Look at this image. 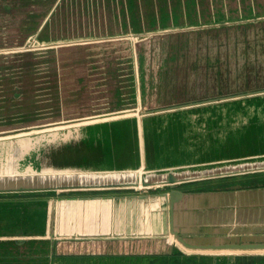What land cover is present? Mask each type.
Listing matches in <instances>:
<instances>
[{
  "label": "water",
  "instance_id": "1",
  "mask_svg": "<svg viewBox=\"0 0 264 264\" xmlns=\"http://www.w3.org/2000/svg\"><path fill=\"white\" fill-rule=\"evenodd\" d=\"M36 1L40 2L0 0V78L7 75L0 79V133L4 134L0 145L24 140L19 148L5 147V161L8 156L16 158L21 146H32L26 139L36 141L17 161L20 173H0V196L46 197L23 201L24 221L6 214L0 217V256H48L52 264H139L136 258L144 260L174 248L185 254L211 250V255H264V181L254 185L234 182L199 191L180 188L202 180L264 174V149L236 156L228 153L232 135L256 127L264 130V8L261 12L249 6L246 16L236 17L225 11V0H116L117 10L127 15L124 17L130 19L126 21L136 34L131 35V56L125 70L131 81L118 79L115 87L123 94L127 86L131 97L128 102L117 97L112 111H131L142 107L143 101L157 107L69 129L55 128L65 123L61 120L66 118L67 106L60 89L52 92L51 81L43 76L51 75L59 64L56 57L64 45H70L69 34L52 24L62 0L43 1V7H37ZM43 9L45 18L41 20L39 14L43 17L44 12L38 11ZM143 18H149V24L141 26ZM31 37L46 46L23 49V42ZM19 44L23 46L20 50L3 51ZM166 52L171 60L158 72ZM38 82L43 88L37 92ZM30 83H34V92L29 90ZM48 94L58 98L51 100L49 112L41 111L45 100L40 97ZM203 107L211 110H197ZM171 115L176 117L167 124H172L168 144L181 146L185 154L165 158L164 167L149 166L146 142L153 129L146 130V126L150 118ZM128 119L136 124L139 166L101 167L109 161L105 163L99 150L92 149L104 140L99 126ZM214 119L235 120L221 124L211 122ZM50 127L55 128L53 134L74 132L56 142L45 139L50 132L45 128ZM90 140L95 147L89 145ZM216 145L220 148L211 151ZM126 160L115 157L112 163ZM27 168L34 173H23ZM43 170L60 174L44 176ZM62 174L68 177H60ZM104 174L112 176L100 179ZM114 190L127 193L100 195ZM92 201L111 210L104 217L86 218L83 205ZM11 202L19 207L18 201ZM52 203L62 205V213ZM88 219L96 228L86 233ZM129 219L134 224L132 232L118 229V224ZM206 219L211 220V232L218 235L211 237L215 239L211 244H198L187 228L196 222L207 223ZM101 223L102 231L96 233ZM224 225H230L231 231ZM128 239L135 247L132 250L101 249L104 243ZM160 241L169 242L172 248H157Z\"/></svg>",
  "mask_w": 264,
  "mask_h": 264
},
{
  "label": "rangeland",
  "instance_id": "2",
  "mask_svg": "<svg viewBox=\"0 0 264 264\" xmlns=\"http://www.w3.org/2000/svg\"><path fill=\"white\" fill-rule=\"evenodd\" d=\"M43 1L47 0H40V2L36 1V6L43 7L46 4ZM225 1V11L226 9L231 11L236 17L246 16L245 9L249 6H256L261 12L264 8V0ZM116 4H118L116 0H62L56 8L55 14L58 16L52 24H57L61 31H65L69 34L70 45H64L61 55L56 57V62L59 60V64L52 68L51 75H43L46 77L44 79H47L48 76L47 81H51V85L54 87L52 92L60 89L64 95L62 100L67 106V109L63 114L66 115V118L61 120L65 123L55 128L67 127L70 129L72 126H78L77 124L109 117L112 118L115 117V115L139 114L138 112L149 111L150 109L157 107L151 106L152 103L149 105L147 103L148 101H143L142 107L140 105L139 108H135L131 111L129 110L118 114L115 113L122 111H112L117 105V97H122V99H125L127 102L129 97H131L129 96L130 92L127 86L123 87L125 90L123 94L118 92L115 87L118 83V79H120L121 82L131 81V78L129 79V77L125 76V70L129 67V57L131 56V35L136 34L131 30L133 29V26L130 22L126 21L130 19H126L124 16L127 15H123V13L117 10ZM240 10L241 12L237 13V11ZM45 11V9H43V11H38L39 13L44 12L43 17L39 14L41 20L45 18ZM34 15L37 16V14ZM35 16H33V19ZM149 20V18H143L140 25L149 24ZM51 29H54V26H52ZM145 29L150 30V28ZM151 34L152 33H148L147 36H151ZM133 39L135 38L133 37ZM60 43H62V41ZM23 46V49L38 50L46 45L41 44L31 37L23 42ZM23 46L20 45L18 47L6 48L3 51L15 52L22 49ZM164 59L165 63L158 65V72L161 69L166 68L169 64L171 60L170 52L165 53ZM35 71H38L37 67L35 68ZM43 72L48 74V71ZM158 72H156L155 75H157ZM6 77L7 75L2 78L4 79ZM41 88H43V84L38 82L37 92ZM29 90L34 92V83H30ZM52 96L53 95L48 94L40 97V100H45V106L41 111L47 110V112H49V108L53 106L51 100H56L58 98ZM48 117L50 118V116ZM234 120L235 119H214L211 120V122L225 124L228 121ZM55 128H45L50 131L45 139L58 142L60 138L69 137L71 132H74L71 130H60V132L53 134L51 131ZM3 136L4 134L0 133V138ZM10 136L13 135L11 134ZM21 141L24 140H17L16 143L10 142L5 145H0V160H2V165L0 163V173H20L17 161L19 158L24 157L26 151L32 146H35L36 141L26 139V143L32 146L28 148L26 146H21V149L17 150L15 153L17 157L14 158L8 156V162L5 161L3 154L7 151L5 147L14 145L12 147L19 148V145L22 143ZM43 142L45 141L40 143ZM228 143H232V148L228 147V153H231L232 156L241 155L250 150H253V152H259L264 149V130L261 127H256L247 132L239 131L235 135H232V140L231 138L228 139ZM219 148L218 145L213 146L211 151H216ZM217 155L218 153H215V156ZM23 173L34 172L27 168ZM42 173L44 176L60 174L48 172L47 170H43ZM59 176L68 177L63 174ZM92 176L93 175H91V177ZM100 176L107 177L112 175H99V178L103 179ZM219 182L221 181L218 180L214 183ZM227 182L229 181H225L224 183ZM125 192H120V190H114V192L104 191L100 195H117ZM135 192L140 193L138 191ZM67 194L69 195V193ZM82 195L89 194H81V196ZM52 206L59 213H62V205L59 203H52ZM64 222L65 219L63 217V223ZM58 227L59 225H57V228Z\"/></svg>",
  "mask_w": 264,
  "mask_h": 264
},
{
  "label": "trees",
  "instance_id": "3",
  "mask_svg": "<svg viewBox=\"0 0 264 264\" xmlns=\"http://www.w3.org/2000/svg\"><path fill=\"white\" fill-rule=\"evenodd\" d=\"M199 111H210L211 107H203L197 109ZM177 116V114H176ZM174 115L157 116L150 118L146 130L152 126L151 139L146 142L147 162L152 167H164L162 163L165 158H171L176 154H185L181 146L172 147L168 144L169 135L172 132V124L167 125L172 121ZM104 133L102 140L96 147L90 140L89 145L99 150L103 157V161L109 164H104L103 168H136L140 164L138 136L136 132L135 120L128 119L118 121L116 123L104 124L99 126ZM92 130H95L94 128ZM118 156H115V155ZM127 159L123 163L114 164L113 159ZM130 160V161H129ZM177 162V161H175ZM230 183H241L244 185H254L264 181V174H248L231 180ZM43 195H28V196H0V217L3 219V214L14 217L15 221H24L26 213L21 210L24 205L23 201H41ZM16 200L19 207H16L11 201ZM4 202V204H3ZM3 210V211H2ZM2 212V213H1ZM1 244V243H0ZM19 245V244H18ZM24 257V258H19ZM0 256V264H52V259L48 256L30 257V256ZM144 257L136 258L140 261L139 264H240L245 259L246 264H264V255L262 254H245V255H201V254H185L181 250L174 248L169 253L162 255H152L143 260ZM120 264V262H119ZM138 264V263H136Z\"/></svg>",
  "mask_w": 264,
  "mask_h": 264
},
{
  "label": "crops",
  "instance_id": "4",
  "mask_svg": "<svg viewBox=\"0 0 264 264\" xmlns=\"http://www.w3.org/2000/svg\"><path fill=\"white\" fill-rule=\"evenodd\" d=\"M238 177H240V176L231 177V178H221V179L217 178V179H210V180H202V181H197L195 183L183 184L180 186V188L184 189V190H195V191L207 190V189H211L213 187L220 186V185H213L211 187H205L203 185V183L205 184L206 182H211V184H217L214 182L219 180L221 182L229 181L228 183H226V184H229L230 182H232L231 180H235ZM226 184H221V185H226ZM207 198H211V195H209ZM83 206H84L83 210L86 211V215H87L86 218H89L92 216L104 217L103 214H106L111 210L106 205H104L102 203H95V201H92L91 203H86ZM111 206H113V205H111ZM90 213H93V214L90 215ZM90 222H91V220H89V219L86 222V226H85L86 233L93 232V230L96 228ZM206 222L207 223L196 222L195 225L190 224L187 228V229L192 230L188 234L192 235V238L195 239L196 243H198V244H202V243L203 244H211V242L215 241V239L211 240V237L218 235L214 232H211V220L206 219ZM229 226L230 225H224V227L228 228L227 230L231 231ZM98 227H99V230H97L96 233L102 231V223L98 224ZM118 229H122L125 232H132L134 230V224L129 219V222H127L126 224H122V226H120V224H118ZM160 242H161V244H159L157 246V248L163 247V248H166L165 250L172 248L170 246L171 244L169 242H167V241H160ZM104 244L105 245H103V247H101V249L103 248L104 250H110V251H112L114 249L119 250L121 248H124L126 251H129V249L132 250L135 248L134 245H132V243L130 244V239H128L127 242L104 243Z\"/></svg>",
  "mask_w": 264,
  "mask_h": 264
},
{
  "label": "flooded vegetation",
  "instance_id": "5",
  "mask_svg": "<svg viewBox=\"0 0 264 264\" xmlns=\"http://www.w3.org/2000/svg\"><path fill=\"white\" fill-rule=\"evenodd\" d=\"M228 183V182H227ZM221 184H226V183H224V182H219V183H217V184H211V182H206L205 184L203 183V185L205 186V187H211V186H213V185H221ZM201 255H208V256H211V250H207V253H202ZM242 255H245V254H242ZM247 263V261H245V259H243L241 262H240V264H246Z\"/></svg>",
  "mask_w": 264,
  "mask_h": 264
}]
</instances>
